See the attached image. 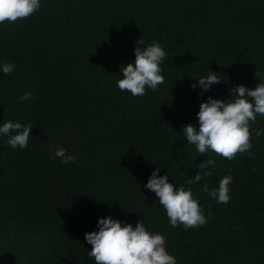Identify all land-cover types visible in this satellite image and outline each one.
<instances>
[{
  "label": "trees",
  "instance_id": "obj_1",
  "mask_svg": "<svg viewBox=\"0 0 264 264\" xmlns=\"http://www.w3.org/2000/svg\"><path fill=\"white\" fill-rule=\"evenodd\" d=\"M153 40L167 52L164 82L132 96L116 84L120 68ZM2 61L16 67L0 72V122L33 128L23 149L0 138V264H95L84 234L108 215L164 234L178 264H264V115L251 125V155L212 152V175L190 185L206 225L172 227L143 187L155 167L189 186L207 156L183 126L198 127L208 96L264 80V0H41L0 23ZM208 71L221 82L200 94L190 85ZM25 91L34 97L21 100ZM58 147L75 161L53 158ZM229 170L231 199L218 203L203 185Z\"/></svg>",
  "mask_w": 264,
  "mask_h": 264
},
{
  "label": "clouds",
  "instance_id": "obj_2",
  "mask_svg": "<svg viewBox=\"0 0 264 264\" xmlns=\"http://www.w3.org/2000/svg\"><path fill=\"white\" fill-rule=\"evenodd\" d=\"M40 7L41 0H0V23L22 20ZM140 43L143 44V41ZM133 52L134 60L120 68L122 78L116 81L117 86L130 92L132 96H143L147 89L156 91L164 82L161 65L165 62L166 50L161 42L153 40L146 46H136ZM15 67L12 62H0V72L5 75L12 73ZM220 82L221 77L216 72L208 71L207 75L196 78L190 87L199 88L202 94ZM33 97V92L25 91L20 99L27 101ZM257 115H264V80L257 82L254 87L237 84L230 90L229 98L208 96L199 104L196 113L198 127L187 124L182 131L187 143L194 145L207 158L196 166L198 170L194 177L187 180L189 186L169 182L167 172L159 175L160 167L151 171L143 185L158 197L172 227L183 224L188 229L207 224L208 217L190 185L212 175L216 164L215 158L210 155L212 152L229 160L234 159L238 152L251 155V125L256 121ZM32 128L31 123L4 120L0 122V138H6V144L13 149H23L28 146ZM255 134H264V128L255 129ZM52 155L53 158H59L62 164L76 159L74 154L63 147L56 148ZM230 173L231 170L219 180L216 187L203 185V190L218 203L227 204L231 199L230 184L233 176ZM84 239L91 245L88 255L94 259L95 264H178L176 256L167 250L166 236L147 229L142 219L133 226L132 223L111 215L99 217L97 230L86 232Z\"/></svg>",
  "mask_w": 264,
  "mask_h": 264
}]
</instances>
